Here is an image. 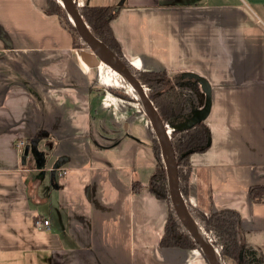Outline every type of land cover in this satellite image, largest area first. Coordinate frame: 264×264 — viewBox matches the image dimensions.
<instances>
[{
  "label": "crops",
  "instance_id": "crops-1",
  "mask_svg": "<svg viewBox=\"0 0 264 264\" xmlns=\"http://www.w3.org/2000/svg\"><path fill=\"white\" fill-rule=\"evenodd\" d=\"M45 2L0 0V264H208L200 249L161 245L168 205L147 187L148 119L122 129L127 114L99 88L118 81L82 62ZM75 2L116 8L135 69L209 82L211 141L190 157L187 201L236 211L244 245L264 252V202L249 196L264 186V0Z\"/></svg>",
  "mask_w": 264,
  "mask_h": 264
},
{
  "label": "trees",
  "instance_id": "trees-1",
  "mask_svg": "<svg viewBox=\"0 0 264 264\" xmlns=\"http://www.w3.org/2000/svg\"><path fill=\"white\" fill-rule=\"evenodd\" d=\"M77 8L91 33L117 55L144 86L148 98L165 124L183 121L192 112L203 107L205 95L202 94L197 83L183 81L180 76L174 78L166 71L137 70L128 62L112 29V22L118 12L115 7L77 5ZM44 11L49 15L58 16L62 26L72 35L75 47L76 44L88 47L76 31L73 22L59 0H46ZM129 92L133 96L130 90ZM136 102L138 101L136 100ZM140 109L144 114L141 106ZM144 117H146L145 114ZM148 127L153 139L152 149L157 158V165L147 187L157 198L165 200L168 205V219L161 245L182 249H200L186 231L174 210L167 187V174L161 148L149 121ZM210 136L211 132L205 122L189 130L174 131L171 135L178 165L180 192L186 201L192 218L218 251L217 254L222 264H229L230 262L233 264H264L263 252L244 245L240 215L236 211L205 212L199 207L190 205L187 201L191 170L190 157L194 153L204 152L209 148ZM142 187L140 182L132 184L135 193L140 191ZM249 196L253 203L264 202V186H251Z\"/></svg>",
  "mask_w": 264,
  "mask_h": 264
},
{
  "label": "water",
  "instance_id": "water-1",
  "mask_svg": "<svg viewBox=\"0 0 264 264\" xmlns=\"http://www.w3.org/2000/svg\"><path fill=\"white\" fill-rule=\"evenodd\" d=\"M59 2L65 8L76 28V31L88 46L89 51L79 52L82 62L89 68H98L101 64L106 65L110 70L116 72L138 97V102L158 139L167 174L168 191L179 220L200 248L208 264H222L216 249L192 218L186 201L180 192L176 156L171 137L167 134L166 130V125H169L173 131H185L206 121L212 106V90L209 82L205 78L192 72L180 74L181 80L192 81L201 87V90L205 95V102L201 109L192 112V114L183 121L165 124L148 98L146 89L134 76L130 68L91 33L78 11L75 0H59ZM28 152L29 148H26L25 155H28ZM24 160L25 158H23V161Z\"/></svg>",
  "mask_w": 264,
  "mask_h": 264
},
{
  "label": "rangeland",
  "instance_id": "rangeland-1",
  "mask_svg": "<svg viewBox=\"0 0 264 264\" xmlns=\"http://www.w3.org/2000/svg\"><path fill=\"white\" fill-rule=\"evenodd\" d=\"M76 50H78L79 52L89 51L88 47H86L84 45L81 46L78 44H76ZM92 72L95 75L99 76L100 78H105L107 73H109L111 75L113 74L114 79L118 81L117 86H112V87H106L105 86L104 87V86H101L99 84V88H100V91H101L100 94L102 95V97H106L105 101L109 107L110 106H116L118 108V113L125 111V114H127L126 118L128 117L127 118L128 121H126L125 125L122 127L123 130L127 129V124L129 125V123H138L140 120L146 118V117L144 118V114H142V112H141V109L139 106L140 104H138V102H136V99L130 94L129 87H128L127 83H125V81L123 79H121V77H119L116 72L110 70L107 66H105L101 70H99V67L93 68ZM110 116L111 115H107L106 118H109ZM126 118L124 117V120H127ZM146 120H147V118H146ZM141 123H143V121ZM141 128L142 127H140V129ZM97 131H99V128L96 130L94 129V134H96ZM263 254H264V252H263ZM229 264H233V263L230 262Z\"/></svg>",
  "mask_w": 264,
  "mask_h": 264
},
{
  "label": "built area",
  "instance_id": "built-area-1",
  "mask_svg": "<svg viewBox=\"0 0 264 264\" xmlns=\"http://www.w3.org/2000/svg\"><path fill=\"white\" fill-rule=\"evenodd\" d=\"M166 130H167V134L171 137V135L173 134V129L169 127V125H166ZM170 133V134H169ZM19 147H23V144L22 143H19ZM66 171H61L60 174L63 176V174H66L65 173ZM50 226V222L48 220H45V219H41V218H38L36 219V222H35V227L36 229H38L39 231H43V230H46L48 229ZM217 251V250H216Z\"/></svg>",
  "mask_w": 264,
  "mask_h": 264
},
{
  "label": "bare ground",
  "instance_id": "bare-ground-1",
  "mask_svg": "<svg viewBox=\"0 0 264 264\" xmlns=\"http://www.w3.org/2000/svg\"><path fill=\"white\" fill-rule=\"evenodd\" d=\"M129 90L131 91V93L133 94V96L135 97V99L138 101V97L133 93V91L130 88H129Z\"/></svg>",
  "mask_w": 264,
  "mask_h": 264
}]
</instances>
